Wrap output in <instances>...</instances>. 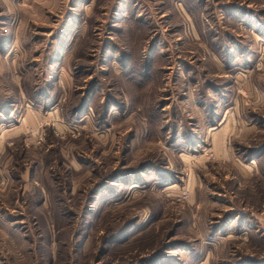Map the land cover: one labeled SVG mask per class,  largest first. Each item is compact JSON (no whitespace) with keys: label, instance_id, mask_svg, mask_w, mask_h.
<instances>
[{"label":"rangeland","instance_id":"obj_1","mask_svg":"<svg viewBox=\"0 0 264 264\" xmlns=\"http://www.w3.org/2000/svg\"><path fill=\"white\" fill-rule=\"evenodd\" d=\"M0 264H264V0H0Z\"/></svg>","mask_w":264,"mask_h":264},{"label":"crops","instance_id":"obj_2","mask_svg":"<svg viewBox=\"0 0 264 264\" xmlns=\"http://www.w3.org/2000/svg\"><path fill=\"white\" fill-rule=\"evenodd\" d=\"M42 114L44 115V113H23L18 123L13 125L15 128L11 129L12 127H6L4 131L11 132L12 130H15V133H19L22 128L34 125L37 121H39Z\"/></svg>","mask_w":264,"mask_h":264}]
</instances>
